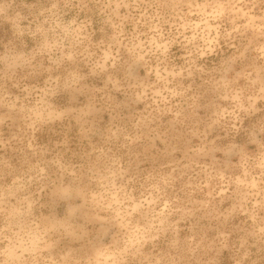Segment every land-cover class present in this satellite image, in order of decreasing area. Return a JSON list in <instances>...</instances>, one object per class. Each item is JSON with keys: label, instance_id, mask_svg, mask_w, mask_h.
Here are the masks:
<instances>
[{"label": "rangeland", "instance_id": "374dc122", "mask_svg": "<svg viewBox=\"0 0 264 264\" xmlns=\"http://www.w3.org/2000/svg\"><path fill=\"white\" fill-rule=\"evenodd\" d=\"M165 263L264 264V0H0V264Z\"/></svg>", "mask_w": 264, "mask_h": 264}, {"label": "trees", "instance_id": "16d2710c", "mask_svg": "<svg viewBox=\"0 0 264 264\" xmlns=\"http://www.w3.org/2000/svg\"><path fill=\"white\" fill-rule=\"evenodd\" d=\"M167 258V257H166ZM166 264V263H165Z\"/></svg>", "mask_w": 264, "mask_h": 264}]
</instances>
